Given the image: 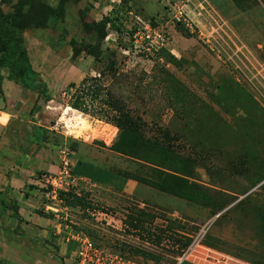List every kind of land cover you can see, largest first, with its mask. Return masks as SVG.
Segmentation results:
<instances>
[{
  "label": "rangeland",
  "instance_id": "obj_1",
  "mask_svg": "<svg viewBox=\"0 0 264 264\" xmlns=\"http://www.w3.org/2000/svg\"><path fill=\"white\" fill-rule=\"evenodd\" d=\"M8 1L0 34L11 57L0 71L16 63L20 39L37 74L25 87L12 78L22 94L16 115L70 168L84 156L135 186L126 194L78 180L71 191L82 209L63 207L47 184L25 187L36 223L13 213L18 228L7 252L0 245V264H73L77 235L141 264H264V0ZM122 3L118 34L111 11ZM144 25L157 47L136 35ZM85 77L115 107L102 119L68 107V84Z\"/></svg>",
  "mask_w": 264,
  "mask_h": 264
},
{
  "label": "crops",
  "instance_id": "obj_2",
  "mask_svg": "<svg viewBox=\"0 0 264 264\" xmlns=\"http://www.w3.org/2000/svg\"><path fill=\"white\" fill-rule=\"evenodd\" d=\"M2 76L4 78L1 83L3 95L0 97V245L5 246L7 252L9 247L6 244V237H11L13 230L18 228V221L14 219L13 213L24 220V224L36 223L28 210L33 196L27 195L26 192L29 191H25V187L40 186L42 188L44 186L42 176L58 171V162L59 159L61 161L62 155L59 151L50 149V143L41 142L43 135L37 129L34 130L27 123L25 127L23 123L27 121L19 119L15 112L22 94L18 92V86L6 78V74L2 72ZM2 98L5 99L4 102ZM23 132L24 135L20 139L19 134ZM80 146L88 147L84 144ZM81 157L84 156L76 159L71 166L73 167L77 161H82L84 158ZM80 169L88 177L106 182L121 191L115 190L110 185L95 183L91 179L74 175L81 182L90 183L94 187L108 188L117 193L133 192L135 186L133 179H125L122 175L111 171L109 172L113 173L112 176L101 178L89 164ZM36 172L43 173L41 178L35 179ZM26 227L30 229L28 225L22 228ZM10 251L12 254V249Z\"/></svg>",
  "mask_w": 264,
  "mask_h": 264
},
{
  "label": "trees",
  "instance_id": "obj_3",
  "mask_svg": "<svg viewBox=\"0 0 264 264\" xmlns=\"http://www.w3.org/2000/svg\"><path fill=\"white\" fill-rule=\"evenodd\" d=\"M12 1L13 0H9L8 4H11ZM18 1H21V0H18ZM125 6L126 5L124 3H122V5L121 4L118 5L116 8H114L111 11L113 18H114L113 21L111 22V27L118 34L122 33L121 29H120L121 23L119 22L120 18L118 16V14H120L123 11ZM2 14L3 13L0 12V16H3ZM23 15H24V13L21 11V8H17L14 10V13L12 15V19L15 22H19L21 20V18L23 17ZM175 29L177 32L181 33L184 37H186V38L191 37V35L187 31V29H185L184 25H182L181 23L176 22L175 23ZM21 43H22V41L19 39L18 40L17 61L10 68L9 74L8 75L6 74V78L10 81H12V78H16L18 83L20 85L24 86L26 83L27 75H30L31 77H37V74L32 70V68L28 62L27 56H26V51L22 47ZM0 44L3 47L4 51L6 52V54H8V56H6L2 61H0V68H7L9 66V61H10V57H11V54H10L11 50L6 45L7 39L4 36H2L1 34H0ZM84 48H85L84 49L85 52L88 55H91L96 59L101 58L102 53L100 52V50L97 49V50L93 51L95 46L86 45ZM167 56H169V55H167ZM3 78H4V76H2V71H0V97H2V95H3L2 90H1V83H2ZM26 89H28V87H26ZM67 91L69 92L68 107H70L71 109L76 110L80 113H83L84 115H89L91 117H96V118L102 119L105 116V114H107L105 110H107V111H111V109L115 110V107H112L110 104H108L109 103L108 101H105L103 99V96L105 97V95H103V85H101L96 79H92L90 77H85L78 84L70 83V84H68ZM2 100H3V102L5 101V99H3V98H2ZM105 104L106 105L108 104L109 106L107 105L108 107H106V109L102 110V108H104L103 106ZM97 115L101 116V117H97ZM112 122H116V121H112ZM116 127L117 128L120 127L118 123H116ZM38 131L40 132V134L42 133V131H40L39 129H38ZM85 165H86V163H84L82 161H77L75 163V165L71 168L72 174L76 175V176L91 179L95 183L110 185V184H107L106 182H102V181L90 178L87 175H85L86 173L80 169V167H83ZM98 172L100 174H105V175H103L104 177L105 176L110 177L113 175V173L106 171V170L99 169ZM117 174L122 175V177H124L125 179H132V177L128 173H117ZM112 188H114L117 191H121V189H118L115 187H112ZM258 189L264 192V183ZM58 199L61 202V205L63 207H66V208H81L82 209L84 206L83 195H77L74 193V191H71V190L68 192H60L58 194ZM17 218H18V216H17ZM263 232H264V230H263ZM189 242L190 241L188 239H186V245H188ZM93 244L96 245L95 243H93ZM96 246H98V245H96ZM250 263L254 264L255 262H250ZM179 264H193V263H190L186 260H182ZM256 264H258V263H256Z\"/></svg>",
  "mask_w": 264,
  "mask_h": 264
},
{
  "label": "built area",
  "instance_id": "obj_4",
  "mask_svg": "<svg viewBox=\"0 0 264 264\" xmlns=\"http://www.w3.org/2000/svg\"><path fill=\"white\" fill-rule=\"evenodd\" d=\"M139 23L140 19L136 18ZM142 24H144L142 22ZM139 27L136 35L141 34L140 39L146 43V45L155 46L159 45L158 40H153L154 36L151 34V30L147 25ZM159 38V37H157ZM61 167L58 169L57 173L54 176L43 175L42 180L44 184H47L51 187L52 193H55L56 190L60 192H68L72 188L77 186L78 178L74 176L71 172L69 160L65 155L64 151H61ZM203 234V233H202ZM202 234L199 235V238L202 237ZM197 237V241H199ZM73 242L75 243L76 249L73 253V264H141L129 259H125L118 255L110 254L104 251L101 247L94 245L88 238H83L80 235L73 237ZM180 260L178 264L181 262Z\"/></svg>",
  "mask_w": 264,
  "mask_h": 264
}]
</instances>
